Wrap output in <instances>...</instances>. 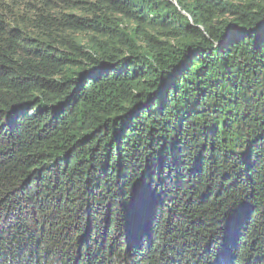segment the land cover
<instances>
[{"label":"trees","instance_id":"trees-1","mask_svg":"<svg viewBox=\"0 0 264 264\" xmlns=\"http://www.w3.org/2000/svg\"><path fill=\"white\" fill-rule=\"evenodd\" d=\"M0 264H264V0H0Z\"/></svg>","mask_w":264,"mask_h":264}]
</instances>
